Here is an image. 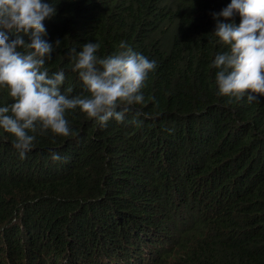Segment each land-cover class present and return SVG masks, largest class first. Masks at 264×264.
I'll return each mask as SVG.
<instances>
[{"label": "trees", "instance_id": "obj_1", "mask_svg": "<svg viewBox=\"0 0 264 264\" xmlns=\"http://www.w3.org/2000/svg\"><path fill=\"white\" fill-rule=\"evenodd\" d=\"M49 2L44 39L60 43L44 67L64 70L62 94L82 93L71 49L88 42L156 67L123 122L67 110L72 135L29 133L24 159L0 131V264H264V96H219L212 67L231 0Z\"/></svg>", "mask_w": 264, "mask_h": 264}, {"label": "clouds", "instance_id": "obj_2", "mask_svg": "<svg viewBox=\"0 0 264 264\" xmlns=\"http://www.w3.org/2000/svg\"><path fill=\"white\" fill-rule=\"evenodd\" d=\"M56 12V5L49 0H0V89L6 90L13 101L0 107V131L7 134L3 140L12 137V146L21 159L31 151L37 132L72 135L67 110L78 108L101 128L110 119L123 122L131 106L143 103L141 89L156 67L155 61L124 42L119 51L103 58L96 55L99 44L88 42L80 51L71 49L75 53L71 71L83 82V91L71 98L62 94L64 70L49 76L44 67L46 59L52 57L54 44L58 46L60 41L44 39L47 30L43 22L51 20ZM237 14L239 24L218 19L230 20ZM213 16L217 19L213 33L218 43L227 46V51L212 61V67L218 69L217 94L237 101L247 95L249 102L264 96V0H231ZM51 159L55 162L62 158L54 153Z\"/></svg>", "mask_w": 264, "mask_h": 264}]
</instances>
